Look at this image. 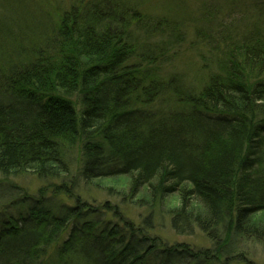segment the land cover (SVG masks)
Masks as SVG:
<instances>
[{
	"label": "trees",
	"instance_id": "1",
	"mask_svg": "<svg viewBox=\"0 0 264 264\" xmlns=\"http://www.w3.org/2000/svg\"><path fill=\"white\" fill-rule=\"evenodd\" d=\"M79 3L46 6L43 38L0 18V174L35 175L51 197L0 220V264L246 262L264 243V34L201 31L210 50L191 81L165 66L186 41L179 20ZM92 188L150 210L136 223L84 201ZM58 196L74 203L54 211ZM158 212L211 247L168 245L152 234Z\"/></svg>",
	"mask_w": 264,
	"mask_h": 264
},
{
	"label": "rangeland",
	"instance_id": "2",
	"mask_svg": "<svg viewBox=\"0 0 264 264\" xmlns=\"http://www.w3.org/2000/svg\"><path fill=\"white\" fill-rule=\"evenodd\" d=\"M79 4L87 5L89 3H97L99 0H0V18H6L9 22L0 21L4 29L11 24L14 28H19L29 32V26L35 28L29 34V38L35 35L37 37H45L46 27L49 26V18L44 14L47 9L63 11L64 8L69 9ZM105 1V0H104ZM112 0H109V2ZM125 4L141 3V8L150 16H168L179 20L181 29L185 32V43L177 48L174 56L170 57L165 63L171 71H181L187 75L190 70L188 79L196 81V68L203 67L202 53L209 54V47L202 44L198 39L201 31L208 32L211 35L222 34L235 36L237 39L242 33L249 30L259 31L264 34V0H122ZM37 8H41L36 10ZM36 12V14H35ZM30 17L28 20L24 16ZM12 20V21H11ZM34 20L35 22H30ZM183 21V22H182ZM38 22V24H37ZM12 27V28H13ZM25 31V32H26ZM0 34L3 30L0 27ZM3 38L0 37V41ZM33 39V38H32ZM199 40V43L196 41ZM196 42V43H195ZM203 43H205L203 41ZM196 44V45H195ZM199 44V45H198ZM175 52V51H174ZM195 68V69H194ZM165 72V71H164ZM166 74V72H165ZM201 76V74L198 75ZM112 183V182H109ZM115 184L123 186L124 179L114 181ZM45 185L35 175H19L5 177L0 174V220H6V215L18 216L20 212L26 213L28 209L39 203H48L50 194L41 197L39 189ZM83 200L88 204H99L109 200L113 204H120L119 208L124 215L131 218L136 223L142 222L149 212L150 208L141 209L133 205L121 204L120 201L108 195L103 190L95 188L86 190L83 193ZM48 201V202H47ZM170 205H177L178 198H171ZM51 202V201H50ZM54 205L50 204V208L54 211L57 206L73 204V200L67 199L65 196H58ZM106 214L110 218L113 213ZM155 229L152 234L163 239L168 245L188 244L195 249L209 248L211 243L207 236L198 228L194 233L179 234L171 226L170 218L156 213ZM104 217V216H103ZM264 220V216L261 217ZM115 221L117 219H114ZM247 261H234L231 264H264V243L253 242L247 248Z\"/></svg>",
	"mask_w": 264,
	"mask_h": 264
}]
</instances>
